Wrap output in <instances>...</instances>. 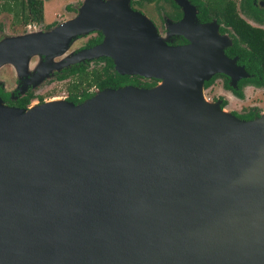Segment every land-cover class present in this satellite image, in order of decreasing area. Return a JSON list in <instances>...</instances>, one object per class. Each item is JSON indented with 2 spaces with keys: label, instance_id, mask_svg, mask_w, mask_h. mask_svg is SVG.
Wrapping results in <instances>:
<instances>
[{
  "label": "water",
  "instance_id": "obj_1",
  "mask_svg": "<svg viewBox=\"0 0 264 264\" xmlns=\"http://www.w3.org/2000/svg\"><path fill=\"white\" fill-rule=\"evenodd\" d=\"M93 31L99 44L54 62ZM91 57L157 84L0 100V264H264V117L205 103L216 64L166 46L126 0L0 40V68L33 84Z\"/></svg>",
  "mask_w": 264,
  "mask_h": 264
},
{
  "label": "flooded vegetation",
  "instance_id": "obj_2",
  "mask_svg": "<svg viewBox=\"0 0 264 264\" xmlns=\"http://www.w3.org/2000/svg\"><path fill=\"white\" fill-rule=\"evenodd\" d=\"M160 1L162 2L161 4L165 5V7L163 6V11L159 10L160 18L159 15H156V20L150 19V21L157 33L162 32V25L165 28L168 22L172 23L168 27H172L173 32L170 31L171 34L166 36V46L186 48L189 52L197 51L202 58L216 64L215 71L211 74L212 76L209 81L206 82L207 85L203 86L206 90L215 81L218 80L220 82L218 85L219 97L211 101L217 102L218 107L225 111L226 107L233 102L232 100L241 102L249 90L250 93L256 92L262 94L261 97H258L260 98V102L238 105V110H232L230 114L240 120L254 119L263 115L264 0H185L188 4L187 14L180 30L176 25L183 19L184 12L174 0H128L127 5L131 11L141 13L139 8L143 4L155 7ZM75 10H67L66 13L70 15L66 18L70 19L76 16ZM56 24L57 22L49 23L40 27L39 30H50ZM164 34L166 35L167 33L164 32ZM98 37L99 39L95 41ZM76 38L67 50L72 51L68 57L75 55L78 51L89 49L99 44L102 40V35L97 31H93ZM41 58L43 59V57ZM106 59L108 58L98 57L73 65L80 64L86 67L87 71H91L92 69L100 70L104 66ZM71 66L63 68L58 72L53 71L51 75L52 80L58 82L66 81L68 82V86L71 80L70 76L63 80H57L56 77L59 76L58 74L62 70ZM32 76L17 75L20 81H27ZM127 77L132 78L134 76ZM135 77L139 83L138 85L152 83L148 86L152 87L157 84V81L153 79L148 80L138 76ZM136 85L127 83L120 87ZM6 87H10L9 84L0 80V100L6 106L14 107L10 103H14L26 94H32L34 97L29 103H33V101L39 103V99L42 101L40 96L37 95L39 92L30 89L29 86L26 87L27 89L22 95L18 94L20 86L15 90L7 89ZM97 91L99 90L96 88L88 90L92 94H95ZM66 98L67 89L64 100L68 101Z\"/></svg>",
  "mask_w": 264,
  "mask_h": 264
},
{
  "label": "rangeland",
  "instance_id": "obj_3",
  "mask_svg": "<svg viewBox=\"0 0 264 264\" xmlns=\"http://www.w3.org/2000/svg\"><path fill=\"white\" fill-rule=\"evenodd\" d=\"M2 1L3 0H0V6L3 3ZM42 1H43V22L39 26L30 24L29 29L27 27L22 28L18 24L13 26L12 16L9 13H6V12H3L0 10V40H2L5 37L22 35L23 33H25V30H26V32L27 31L28 32L38 31L40 29V27L47 25L49 23H52V22H57V24L61 23L62 21L67 20L68 18H66V17H68L70 15V14H67L66 11L76 9L75 12L77 13L78 9L80 8V6L84 0H42ZM126 1L128 2V0H126ZM174 1L177 3L176 0H174ZM158 3L159 4L155 7H152L151 5L143 4L140 8L138 7L141 10V13H139V12H137V13H139L141 16H143L150 23V25L154 29L156 35L164 43H166V40H167L166 36L168 34H171L170 31H172V27L169 28L168 26H170V24H172V23H170V22L167 23V25L165 27L167 29H165L164 26L162 25V27H161L162 32L160 31L161 33H157L155 30V27L153 26V24L150 21V19L156 20V15L157 16L159 15V18H160L159 10L163 11V9L165 7L164 4H161L162 3L161 1ZM179 7L182 8L181 6H179ZM186 14H187V11H186ZM33 27H35V28L33 29ZM168 28H169V31H168ZM164 32H166L167 34L165 35ZM75 39H77V38H75ZM75 39H74V41H75ZM71 52L72 51H67L65 53V55H63L62 57L55 58L54 62L58 61L59 59H63L64 57H68ZM91 59H95V57L87 58V59H84L83 61H90ZM33 76L27 81H24V80L20 81L18 79L17 75H12L11 68L8 65H4L0 68V80H2L4 83L9 84V86H10V87H6L7 89L15 90V89H18V87L20 86L19 87L20 91L18 94L22 95L26 91V89H27L26 87L29 86L30 89L37 90L39 92V94H37V95L40 96L42 101L39 103H36V101H33V103H29V105L40 104V103L50 101L53 99L64 100V97L66 96V87H67L68 82H66V81H62V82L54 81V80H52L51 75H47L48 77L45 78L44 80H42L41 82H38L37 84L36 83L33 84L34 83V80L32 79ZM47 81L51 82V83L48 84ZM15 82H16V84H15ZM219 83L220 82L217 80L212 84V86L209 89H206V90L204 88L202 89V95L206 101L212 102L211 101L212 99L219 97V95H218ZM261 95L262 94H258L256 92L250 93L248 90L246 92L245 98L241 102L232 100L233 102L226 107L225 111L227 114H230V112L232 110H238V107H239L238 105H241V104L247 105V104H251V103L260 102V100H259L260 98H258V97H261ZM252 97H253V99H252ZM214 103L217 105V102H214Z\"/></svg>",
  "mask_w": 264,
  "mask_h": 264
},
{
  "label": "trees",
  "instance_id": "obj_4",
  "mask_svg": "<svg viewBox=\"0 0 264 264\" xmlns=\"http://www.w3.org/2000/svg\"><path fill=\"white\" fill-rule=\"evenodd\" d=\"M2 2L3 3L0 6V10L9 13L12 16L13 26L18 24L22 28H25L30 24L36 26L42 24V0H3ZM98 39L99 37L95 41H97ZM58 75L59 76L56 77L57 80H63L69 76L71 77L70 83L66 88V99L74 104L80 103L93 96L94 94H92V92H88L90 88H96L101 91L106 88H118L121 85L127 83L133 85L137 84L136 86H134L137 88H150L148 86L152 84L145 83L142 85H138L139 83L137 82V78L135 76L132 78H128L127 76H120L116 74L113 69V64L109 58L106 59L104 66L101 67L100 70L92 69L91 71H87L86 67L77 64L71 66L70 68L62 70ZM206 82L203 83V86L207 85ZM32 98H34L32 94H26L17 99L14 103H10V105H13L17 108H24ZM39 102H41L40 99Z\"/></svg>",
  "mask_w": 264,
  "mask_h": 264
},
{
  "label": "bare ground",
  "instance_id": "obj_5",
  "mask_svg": "<svg viewBox=\"0 0 264 264\" xmlns=\"http://www.w3.org/2000/svg\"><path fill=\"white\" fill-rule=\"evenodd\" d=\"M166 83H167L166 79H163L162 82H161L160 84H158V87H157L154 91H152V92H142V93H144V94H150V93H154V92H156V91H159V90H161L163 87H165ZM53 100H54V99H53ZM202 100H203L205 103H209L208 101L205 100L204 97L202 98ZM31 109H33V108L30 107V110H31ZM222 113H225V111H222ZM262 117H264V114L262 115Z\"/></svg>",
  "mask_w": 264,
  "mask_h": 264
},
{
  "label": "built area",
  "instance_id": "obj_6",
  "mask_svg": "<svg viewBox=\"0 0 264 264\" xmlns=\"http://www.w3.org/2000/svg\"><path fill=\"white\" fill-rule=\"evenodd\" d=\"M27 28L29 29V26H27Z\"/></svg>",
  "mask_w": 264,
  "mask_h": 264
}]
</instances>
